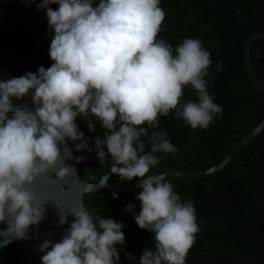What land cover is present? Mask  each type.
I'll return each instance as SVG.
<instances>
[{
	"label": "clouds",
	"instance_id": "1",
	"mask_svg": "<svg viewBox=\"0 0 264 264\" xmlns=\"http://www.w3.org/2000/svg\"><path fill=\"white\" fill-rule=\"evenodd\" d=\"M53 4L59 7L54 10ZM45 9L54 63L0 81V249L27 238L30 227L44 219L47 201L31 185L50 171L61 179L70 174L59 146L70 139L79 141L77 150L96 151L101 164L110 154V172L99 186H107L112 174L121 181L142 178L136 195L140 211L136 214L132 203L126 210L140 228L154 233L155 243L138 264H186L200 231L196 209L166 174H150L161 162L158 153L174 154L177 148L166 131L149 135L148 128H158L159 117L173 110L193 129H207L222 115L206 79L211 52L199 38L186 37L175 48L158 38L166 18L161 0H41L37 10ZM222 67L220 61L216 70ZM185 86L196 99L182 100ZM29 93L39 105L35 111L14 106L13 97ZM78 117L88 120L92 132V120L101 122L103 136L95 137L94 148L79 130ZM142 137L148 138L147 150ZM68 214L75 219L62 239L40 245L47 250L42 264H119L117 245L127 243L123 221L93 215L82 203L62 211L60 224Z\"/></svg>",
	"mask_w": 264,
	"mask_h": 264
},
{
	"label": "trees",
	"instance_id": "2",
	"mask_svg": "<svg viewBox=\"0 0 264 264\" xmlns=\"http://www.w3.org/2000/svg\"><path fill=\"white\" fill-rule=\"evenodd\" d=\"M41 0H0V64L18 76L38 72L40 66L50 67L49 48L52 35L45 10H37ZM98 3V0H97ZM54 10L59 6L50 5ZM166 13L158 34L175 48L186 37L199 38L211 52L212 65L208 89L223 113L207 129H193L173 112L159 117L158 128L166 131L177 148L162 157L156 174L180 168L201 170L222 159L248 132L264 119V94L252 78L244 58L246 40L254 33L264 32V0H161ZM254 67L264 83V39H257L251 49ZM223 61L220 71L218 62ZM196 99L190 86H185L182 100ZM96 131L88 128V120L77 118L79 130L85 133L89 146L95 147L96 136H103L101 122L92 120ZM147 127V125H144ZM146 142L147 137H142ZM80 177L104 176L110 172L111 156L101 164L97 152L77 150L71 141ZM107 152V148L105 147ZM112 174L109 182H132ZM182 200L191 198L197 213L200 231L190 249L186 264H264V129L246 143L220 170L199 177H168ZM141 187L120 192L85 195V206L93 215L123 221L127 243L117 245L119 264H138L146 248H154V233L140 228L134 214L126 210L132 203L140 211L136 199ZM4 227V225H0ZM125 253L136 257L127 259ZM0 264H25L19 246L13 241L0 249Z\"/></svg>",
	"mask_w": 264,
	"mask_h": 264
},
{
	"label": "water",
	"instance_id": "3",
	"mask_svg": "<svg viewBox=\"0 0 264 264\" xmlns=\"http://www.w3.org/2000/svg\"><path fill=\"white\" fill-rule=\"evenodd\" d=\"M257 39H264V32L254 33L246 40L244 58L252 78L264 94V83L256 72L251 56L252 46ZM15 77L19 76L0 64V81H7ZM12 100L14 106L27 107L32 111H35V108L39 106L33 103L31 93L20 99L13 97ZM8 115L11 118L12 113ZM263 129L264 119L248 132L222 159L210 167L201 170H186L180 168L179 161L172 169L156 174L164 173L167 178L173 176L199 177L213 174L227 165L238 151ZM59 146L62 155H64L61 163H64L72 171L63 179L59 178L54 171H50L48 174L39 176L31 185L37 197L41 201H47L45 204L47 211L39 225H32L30 227L26 234L27 238L16 240L25 264H42L41 257L47 250H41L40 245L45 240L53 243L60 241L75 219L73 215L68 214L67 222L60 224V213L62 211L70 213L72 208L79 207L82 203L85 205L86 194L91 192L120 193L140 188L142 178L123 184H112L108 182L107 186L101 187L99 186V180L101 178L99 176L87 175L80 177L74 150L68 139ZM50 247L48 250H50Z\"/></svg>",
	"mask_w": 264,
	"mask_h": 264
}]
</instances>
